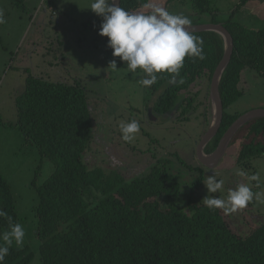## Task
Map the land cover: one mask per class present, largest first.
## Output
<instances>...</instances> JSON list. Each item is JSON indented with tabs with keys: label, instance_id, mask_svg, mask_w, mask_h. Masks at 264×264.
<instances>
[{
	"label": "trees",
	"instance_id": "16d2710c",
	"mask_svg": "<svg viewBox=\"0 0 264 264\" xmlns=\"http://www.w3.org/2000/svg\"><path fill=\"white\" fill-rule=\"evenodd\" d=\"M184 1L164 0L162 7L168 11L173 3ZM260 1L239 0L221 20L208 0H193L197 16L209 19L191 25L221 24L233 39L231 59L219 81L223 119L205 146V154L214 152L223 134L241 116L227 110L243 95L244 71H254L264 79V23L252 27L234 18L242 7ZM145 2L150 0H121L120 6L129 12L148 13L150 10L142 8ZM193 34L203 41L205 59L185 58L180 74L183 84H171L170 76L158 74L157 82L147 88L150 102L145 105L154 117L171 118L176 108L184 117L196 100L192 87L203 77L211 81L224 56L225 41L220 34ZM208 103L207 99L205 117L209 121ZM15 108L18 131L38 151L39 170L45 163L53 166L45 182L38 185L35 179L31 186L37 196L34 217L39 264H264V222L245 236L236 234L221 209L210 210L195 202L201 181L188 194V212H184L177 202L181 185L170 179L167 161L157 160L132 179H125L115 167L104 170L83 162L92 151L94 131L80 81L70 84L29 76L15 98ZM228 148L234 164L252 169L251 161L264 158V118L245 123ZM0 209L19 222L11 186L1 172ZM7 228L6 219L0 218V233ZM33 259L29 246L12 245L4 264H31Z\"/></svg>",
	"mask_w": 264,
	"mask_h": 264
},
{
	"label": "rangeland",
	"instance_id": "374dc122",
	"mask_svg": "<svg viewBox=\"0 0 264 264\" xmlns=\"http://www.w3.org/2000/svg\"><path fill=\"white\" fill-rule=\"evenodd\" d=\"M163 1L150 0V3L162 7ZM208 1L214 10H218L221 20L239 2ZM91 2L0 0V13L5 19V23L0 24V172L11 186L18 223L25 229L22 246H29L34 253L31 264H39L40 245L34 217L37 196L31 186L35 179L38 185L45 182L53 173V166L45 163L39 170L40 157L36 147L29 144L16 127L15 98L24 90L29 76L70 84L80 81L85 88L94 138L92 151L87 152L83 162L90 167L107 170L115 167L114 170H120L125 179H132L144 174L157 160L167 161L170 179L181 185L177 202L184 212H188L187 196L199 181L202 183L194 194L197 204L203 203L207 195L226 200L229 189L240 183L251 184L254 192L264 193V158L251 161L253 168L244 170L230 158L231 148H227L211 167L203 166L196 156L198 144L213 122L211 81L203 77L192 87V96L196 95V100L193 109L184 115L186 121L181 119L184 117L179 116L180 109L177 108L171 118L150 115L149 109L147 112L145 109L150 96L147 88L139 83L144 74L140 70L135 74L129 72L120 58L113 57L107 37L99 35L102 18L88 9ZM173 4L168 11L188 17L192 24L209 19L208 16H197L193 0ZM234 18L245 25L261 27L264 0L242 7ZM114 59L118 71L109 67ZM240 89L243 95L228 108L229 114L242 115L264 109V79L256 72L244 71ZM207 99L209 121L205 117ZM133 119L141 124V131L133 143H124L118 124ZM208 155L203 153L204 157ZM114 158L119 163H114ZM237 169L247 175H237ZM213 171L219 173L217 179H222L224 185L222 191L209 194L203 182L213 175ZM256 173L261 178L260 188L247 178ZM250 205L228 214L221 209L232 230L240 236L247 235L264 222V195L261 201L253 200Z\"/></svg>",
	"mask_w": 264,
	"mask_h": 264
},
{
	"label": "clouds",
	"instance_id": "9594fccd",
	"mask_svg": "<svg viewBox=\"0 0 264 264\" xmlns=\"http://www.w3.org/2000/svg\"><path fill=\"white\" fill-rule=\"evenodd\" d=\"M142 8L150 9L148 13L129 12L117 4V0H92L88 9L102 18L99 35L107 37V46L112 50L113 57H118L126 64L131 73L140 70L144 77L139 83L151 87L159 79L158 74L170 76L169 83L183 84L180 78L185 58L204 60L203 41L189 31L191 20L181 14H172L165 8L145 2ZM5 19L0 13V24ZM110 68L117 70L115 59L110 62ZM179 78V80H178ZM121 140L124 143H133L141 131V124L133 119L129 122L120 121L118 124ZM114 163H119L115 161ZM236 174L243 177L247 173L237 169ZM219 173L213 171L203 182L207 192L215 194L222 191L224 181L217 179ZM255 187H261V178L258 173L248 175ZM264 193L254 192L251 184L240 183L234 189H229L227 199L207 195L203 203L210 210L222 209L225 214L244 209L253 202L261 201ZM0 218H5L8 228L0 233V264H4L5 257L15 243L22 246L25 238V229L18 222H13L3 209H0Z\"/></svg>",
	"mask_w": 264,
	"mask_h": 264
},
{
	"label": "water",
	"instance_id": "95a60500",
	"mask_svg": "<svg viewBox=\"0 0 264 264\" xmlns=\"http://www.w3.org/2000/svg\"><path fill=\"white\" fill-rule=\"evenodd\" d=\"M120 3L121 0H117V4L119 6ZM188 28H189L188 30L191 31L192 33L203 32V31L216 32L220 34L225 41L224 56L220 61V63L218 64V66L216 67L211 78L210 95L214 107L213 122L209 127V129L206 131V133L202 136L201 141L197 147V155H196L199 162L203 166L211 167L214 165V163H217L219 159L223 156L225 150L228 148V145L232 137L245 123L253 119L264 118V109L251 110L239 116L223 134L214 152L208 155L207 157L203 156L204 153L203 149L205 148L207 143L217 134L222 123L223 105L219 92V81L225 67L228 65L231 59V55L233 51V39L231 34L221 24H213V23H204V24H195V25L190 24ZM148 113L151 115V109H149Z\"/></svg>",
	"mask_w": 264,
	"mask_h": 264
}]
</instances>
